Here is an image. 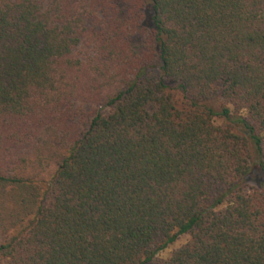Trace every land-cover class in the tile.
Here are the masks:
<instances>
[{
  "label": "trees",
  "instance_id": "obj_1",
  "mask_svg": "<svg viewBox=\"0 0 264 264\" xmlns=\"http://www.w3.org/2000/svg\"><path fill=\"white\" fill-rule=\"evenodd\" d=\"M0 264H264V0H0Z\"/></svg>",
  "mask_w": 264,
  "mask_h": 264
},
{
  "label": "rangeland",
  "instance_id": "obj_2",
  "mask_svg": "<svg viewBox=\"0 0 264 264\" xmlns=\"http://www.w3.org/2000/svg\"><path fill=\"white\" fill-rule=\"evenodd\" d=\"M54 171V167L52 165H50L45 171L44 173L41 174L40 179H42V181H47L49 179V177L53 174ZM249 186H253L257 184V176L256 174H253L249 181H248ZM187 240V236H180L173 244H171L170 246H168L166 249L162 250L161 252H159L157 254V259L158 260H165L169 257V255L176 250L179 246H181L183 243H185V241Z\"/></svg>",
  "mask_w": 264,
  "mask_h": 264
}]
</instances>
